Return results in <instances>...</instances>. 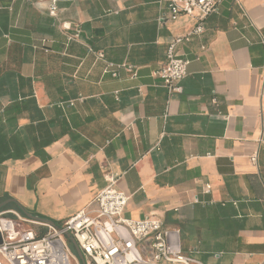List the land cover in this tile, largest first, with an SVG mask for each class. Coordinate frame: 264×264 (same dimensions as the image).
Instances as JSON below:
<instances>
[{
    "label": "crops",
    "instance_id": "1",
    "mask_svg": "<svg viewBox=\"0 0 264 264\" xmlns=\"http://www.w3.org/2000/svg\"><path fill=\"white\" fill-rule=\"evenodd\" d=\"M160 12L0 0V213L62 223L113 180L125 216L179 229L202 264H264V0H223L179 46L180 92L153 72L195 20ZM99 51L135 74L104 72Z\"/></svg>",
    "mask_w": 264,
    "mask_h": 264
},
{
    "label": "built area",
    "instance_id": "2",
    "mask_svg": "<svg viewBox=\"0 0 264 264\" xmlns=\"http://www.w3.org/2000/svg\"><path fill=\"white\" fill-rule=\"evenodd\" d=\"M222 1L159 0L160 23L175 21L181 15L195 20L191 30L168 42L165 61L153 72L168 92H180L179 81L187 75L190 60L179 46L204 31L205 18L217 12ZM55 9L52 4L49 12L54 14ZM96 58L103 62L104 72L113 76L120 68L135 74L132 65L107 60L103 52H97ZM249 159L257 164V153ZM128 200L124 192L113 187L112 180L93 198L92 207L81 208L59 225L32 221L17 212H13L14 218L0 213V264H72L66 234L76 242L84 264H202L183 252L179 229L165 227L155 216H125ZM26 223L39 225L43 231L25 227Z\"/></svg>",
    "mask_w": 264,
    "mask_h": 264
},
{
    "label": "water",
    "instance_id": "3",
    "mask_svg": "<svg viewBox=\"0 0 264 264\" xmlns=\"http://www.w3.org/2000/svg\"><path fill=\"white\" fill-rule=\"evenodd\" d=\"M27 215H29V214H27ZM29 216H31V215H29ZM36 219H38V220H40V221H43V222H47V223H49V224H53V222H52L51 220H49V219H44V218H36ZM66 237L68 238V240H70V241L73 243V245L75 246V248H76V250H77V253H78V255H79L80 259H81L82 264H84L83 256H82V254H81V252H80V250H79V248H78L76 242H75L74 239L70 236V234H66ZM1 241H2V239H1V234H0V243H1Z\"/></svg>",
    "mask_w": 264,
    "mask_h": 264
},
{
    "label": "rangeland",
    "instance_id": "4",
    "mask_svg": "<svg viewBox=\"0 0 264 264\" xmlns=\"http://www.w3.org/2000/svg\"><path fill=\"white\" fill-rule=\"evenodd\" d=\"M32 227L35 228V229H39L40 228V227H34V226H32ZM68 248H69V251L72 253L73 258H74V259H72V264H82L81 259H80L79 255H78L77 250H76L75 246L73 245V243L68 242Z\"/></svg>",
    "mask_w": 264,
    "mask_h": 264
},
{
    "label": "trees",
    "instance_id": "5",
    "mask_svg": "<svg viewBox=\"0 0 264 264\" xmlns=\"http://www.w3.org/2000/svg\"><path fill=\"white\" fill-rule=\"evenodd\" d=\"M7 206H8V207H13V208H15L16 210H18L19 212H22V207L16 205V204L13 203V202L6 204L4 207H7ZM54 223H55V225H59V224H61V222H54ZM68 242H71V241L68 240ZM71 243H72V242H71Z\"/></svg>",
    "mask_w": 264,
    "mask_h": 264
}]
</instances>
